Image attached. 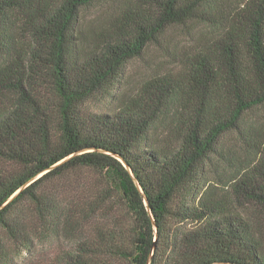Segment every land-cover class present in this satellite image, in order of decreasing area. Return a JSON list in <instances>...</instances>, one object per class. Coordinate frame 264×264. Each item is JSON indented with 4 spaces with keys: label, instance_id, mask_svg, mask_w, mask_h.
<instances>
[{
    "label": "trees",
    "instance_id": "trees-1",
    "mask_svg": "<svg viewBox=\"0 0 264 264\" xmlns=\"http://www.w3.org/2000/svg\"><path fill=\"white\" fill-rule=\"evenodd\" d=\"M28 214L56 264H264V0H0V233L32 251Z\"/></svg>",
    "mask_w": 264,
    "mask_h": 264
},
{
    "label": "rangeland",
    "instance_id": "rangeland-1",
    "mask_svg": "<svg viewBox=\"0 0 264 264\" xmlns=\"http://www.w3.org/2000/svg\"><path fill=\"white\" fill-rule=\"evenodd\" d=\"M100 11V5H95L94 7L89 8L85 12V15L89 21H93V18H95ZM191 30H196V27H190L188 29L185 27H178L169 30L166 37V45H170L173 52L175 51L174 48H185L191 41L188 35ZM165 54V50L152 46L145 58L135 59L130 62L127 68V77L132 86L138 87L153 73H159L165 70L169 65V61L164 57ZM103 103L104 102L94 103L92 110L95 112H101L110 109L109 107L111 105H103ZM227 144L228 147L235 150V153H238L242 159L246 156L245 149L239 145V142H237L235 138L231 137V139H228ZM83 178L92 184H96L99 181V177L96 174H85ZM69 190L65 186L63 188L57 186L51 190L52 196L57 200L61 207L65 209V211H67L68 208L71 209L70 202L73 197L71 196L72 191ZM28 218H30L33 224H37L38 226V232L36 233L38 242L35 243L32 251H27L25 248L17 246V244L0 233V264H6V261L11 260L14 264H56L58 256L62 250L70 248V242L72 240L71 236L64 235L58 237L53 233L46 231L44 228L42 229L38 217H33L31 214H28Z\"/></svg>",
    "mask_w": 264,
    "mask_h": 264
},
{
    "label": "water",
    "instance_id": "water-1",
    "mask_svg": "<svg viewBox=\"0 0 264 264\" xmlns=\"http://www.w3.org/2000/svg\"><path fill=\"white\" fill-rule=\"evenodd\" d=\"M145 198H146V197H145ZM146 203H148V202H147V199H146ZM148 211H149V212H150V214H151V210H150V207H148Z\"/></svg>",
    "mask_w": 264,
    "mask_h": 264
}]
</instances>
